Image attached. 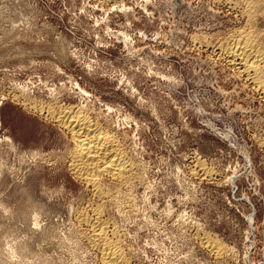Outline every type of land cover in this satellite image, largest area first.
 <instances>
[{
    "label": "rangeland",
    "instance_id": "obj_1",
    "mask_svg": "<svg viewBox=\"0 0 264 264\" xmlns=\"http://www.w3.org/2000/svg\"><path fill=\"white\" fill-rule=\"evenodd\" d=\"M242 1L0 0V264H103L97 209L128 264H264V96L219 52L264 30ZM59 106L133 163L107 198Z\"/></svg>",
    "mask_w": 264,
    "mask_h": 264
},
{
    "label": "bare ground",
    "instance_id": "obj_2",
    "mask_svg": "<svg viewBox=\"0 0 264 264\" xmlns=\"http://www.w3.org/2000/svg\"><path fill=\"white\" fill-rule=\"evenodd\" d=\"M246 2V5L243 2L245 5L243 9L249 19L254 17L256 19L259 14L264 15V0H246ZM252 29V27L250 30L247 29L248 31L245 29V32L241 31L242 33L236 31L237 33H234L233 37L231 35V43H229L230 41L229 44H222L221 42V51L219 52L228 60L239 64L245 74L256 83L257 89L264 96V44H260L263 40L264 30L260 29L259 32L255 30V33ZM261 34L263 35L262 38H260ZM50 110L48 113L51 117L72 133L74 147L71 151V167L73 171L84 182L93 185L97 192L104 193V197L107 198L106 195L111 193L110 189L103 185L102 177L104 175L124 182L132 174L133 163L123 151L120 139L112 132L102 130L100 123L93 121L86 113L87 111L85 112L81 108L76 111L70 107H61L58 110L52 108ZM100 215L101 210L97 209L96 217L89 219L86 216L85 218L92 230L90 243L101 251L103 264H128L121 246L116 241L117 239L115 240L108 233L107 220H103ZM111 232L113 234L114 231ZM113 236L115 235L113 234ZM202 241L218 255L224 254L226 250L219 241L208 236H203Z\"/></svg>",
    "mask_w": 264,
    "mask_h": 264
},
{
    "label": "snow or ice",
    "instance_id": "obj_3",
    "mask_svg": "<svg viewBox=\"0 0 264 264\" xmlns=\"http://www.w3.org/2000/svg\"><path fill=\"white\" fill-rule=\"evenodd\" d=\"M113 86H115V84ZM106 99H111V97H106ZM110 111H111V109H110ZM0 131H3V129L0 128Z\"/></svg>",
    "mask_w": 264,
    "mask_h": 264
}]
</instances>
